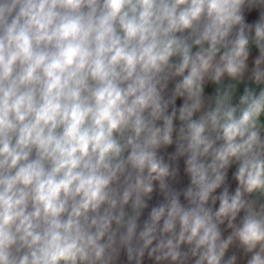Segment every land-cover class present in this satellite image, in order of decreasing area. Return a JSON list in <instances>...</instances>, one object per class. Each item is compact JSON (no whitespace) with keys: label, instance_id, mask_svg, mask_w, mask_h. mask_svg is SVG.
Wrapping results in <instances>:
<instances>
[{"label":"clouds","instance_id":"obj_1","mask_svg":"<svg viewBox=\"0 0 264 264\" xmlns=\"http://www.w3.org/2000/svg\"><path fill=\"white\" fill-rule=\"evenodd\" d=\"M0 264H264V0H0Z\"/></svg>","mask_w":264,"mask_h":264}]
</instances>
